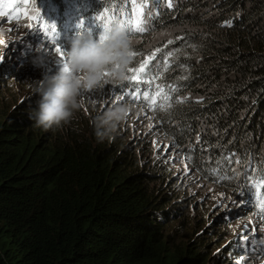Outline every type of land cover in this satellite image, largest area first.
<instances>
[{
  "label": "trees",
  "instance_id": "trees-1",
  "mask_svg": "<svg viewBox=\"0 0 264 264\" xmlns=\"http://www.w3.org/2000/svg\"><path fill=\"white\" fill-rule=\"evenodd\" d=\"M43 1L53 14L64 16L59 25L58 45L65 59L79 32L86 31L99 40L105 22L108 29L113 27V4L119 0H65L69 9H64L62 0H32L27 12L37 16L38 4ZM251 4L249 9V0H185L170 11L159 12L157 22L166 26L178 21L193 26L195 17L185 14L191 8L203 14L211 7L214 16L199 22L196 33L184 31L168 44L174 54L168 57L166 65H160L165 70L163 74L130 81L128 69L138 65L134 58L126 69V81L113 88L119 92L117 97H124L118 100L142 110L153 131L161 140L168 139L169 144L171 138L161 132L163 129L167 133H171L169 130L181 133L186 147L193 143L192 132L207 124L204 148L230 144L245 160L244 155H258L262 143L256 145L254 139H261L264 144V132H260L264 130V0H251ZM70 13L77 15V21H65ZM106 14L112 19L108 20ZM97 16L102 19L96 20ZM81 21L83 29L77 27ZM29 22L33 28L38 24L37 19H26ZM0 73L3 78L11 75L6 68ZM158 91L166 94L163 100L177 97L184 100L154 108L150 101ZM145 93L149 100L144 99ZM5 94L4 88H0V126L6 129L7 123L12 128H32L36 123L29 118L33 111L25 110L26 106L10 108L2 102ZM73 123L71 119L67 121L71 136L75 137L78 132ZM182 125L188 129L182 131ZM41 130L44 129H34ZM19 136L0 132V264H235L225 261L220 244L208 250L209 244L182 246L166 236L170 214L173 213L175 223L177 212L164 197L176 201L175 184L171 182L170 188L166 175L160 172L152 175V179L145 178L151 175L149 171L160 160V154L145 146L131 149L113 141L96 147L100 158H94L87 152L71 151L72 141L62 139L55 144L57 148L48 146L43 152L37 146L38 139L23 140ZM3 141L11 147L3 146ZM26 142L36 149V158L30 163L23 159L28 151ZM217 147L210 153L208 169L198 167L199 175L209 182H214L213 174L219 166L224 165L226 171L230 164L229 158L217 160L221 154ZM173 150L176 154V148ZM128 151L137 153L136 160ZM15 152L19 155H14ZM42 153L47 156L44 163L38 159ZM186 153L193 159L198 156L197 151V156L187 150ZM201 163L208 162L202 159ZM187 164L196 170L191 160ZM255 170L254 175L248 174L237 184L247 188L264 177V160ZM243 208L264 223L258 208L249 205ZM159 216H163L164 226L156 231ZM203 224L199 222L201 228ZM204 230L206 234L212 233L209 226ZM214 238L224 243V238L216 235ZM252 255L255 258L245 259L241 264L255 260L264 264L261 258L264 249Z\"/></svg>",
  "mask_w": 264,
  "mask_h": 264
},
{
  "label": "rangeland",
  "instance_id": "rangeland-1",
  "mask_svg": "<svg viewBox=\"0 0 264 264\" xmlns=\"http://www.w3.org/2000/svg\"><path fill=\"white\" fill-rule=\"evenodd\" d=\"M184 1L185 0H165V5H167L165 8L160 6V4L162 5V1L160 0L132 1L131 7L126 5L125 2L122 3L120 0L113 4L115 9L113 26L119 25L133 40L134 43L131 52L135 53V55L132 56L133 59L136 58L138 65L140 61L150 56L151 53L156 52V49H160L159 52H156L155 59L150 61V72L141 74L145 77V79L148 76L163 74L165 71L160 65L162 64L164 66L168 63L170 60V58H168L170 56L168 53H172V55L174 54V51L169 49V41H174L187 30L196 33L199 30V22L209 20L214 16L213 14L211 15V7H208L205 11H203V14L199 10L191 8L186 10L185 14H190L195 17V24L193 26L190 24H183L182 21H178L171 26H166L164 23L157 22V10L166 9L170 11L176 8L179 3ZM169 3H171V6H169ZM252 6L251 0H249V9ZM259 8H261V6H259ZM44 10H47V7H45ZM137 13L140 14V19L150 17L147 23L146 31L142 34L130 33L128 32V25L126 27L122 24L124 22L128 24L130 19H137ZM15 14L16 11L12 10L9 13L10 18H14ZM27 15L31 17L28 12ZM29 16H26V19ZM66 17L68 21L77 19V15L75 13L66 14ZM106 18L111 20L112 16L110 14H106ZM20 21L22 20L19 19V22ZM174 21L177 20L175 19ZM19 25V27H17V24L9 26L0 22V40L4 41V43H0V71L6 66L11 69V75L6 76V85L8 86V90L12 98L17 100L37 98L39 95L36 92V88L40 85L41 81L46 76L53 75L59 71L60 67H62L67 60H61L62 57L54 51L53 45L44 44L43 41L33 40V36L36 35L35 32L26 35V32H28L29 29L24 27L25 24ZM43 45H45V47H43ZM37 57L43 58L42 64L36 65L33 63ZM125 74L126 77H128V73L125 72ZM129 75L131 77L133 73L130 72ZM126 79L116 82L113 81L109 75H105V79L96 88L82 93L79 98L80 109L83 110L85 117L89 121L97 124L98 118L116 104V98L113 95V88L120 87L121 83L125 82ZM0 85L2 84L0 83ZM165 95L166 94L163 91L154 93L150 101L151 105L154 108H157L162 107L164 103L167 107L175 105L178 102H183L184 100L183 97H177L175 100L171 98L163 100ZM153 100L155 103H152ZM121 105L125 104L121 102ZM143 117L144 113L142 110L130 107L127 118L117 125L114 135L121 139H123L124 136H127V139L138 138V134L148 128L143 126ZM246 124L248 125L249 122ZM116 131H119V133ZM208 131L209 128L207 124L200 125L196 132L193 131V143L192 145L186 146V150L190 152L188 147L196 145L197 153L204 155L210 154L217 146H210L207 149L202 146L205 138L208 137ZM260 132H264V130L260 129ZM145 140V138H140L138 141L131 143L130 145L134 147L137 146L140 141H144L145 146ZM160 143L161 145L157 147L156 151L153 146L150 150L152 153H164V155L168 156V154L172 152L171 147L163 140H161ZM217 148L221 151V154L216 157L217 160L222 161L229 158L228 160L230 161V164L229 168L225 172L221 173V176L219 173L213 177L214 182L203 181L201 176L196 174L195 169L192 168L191 171L189 168L190 165L183 163V158L180 156L177 157L178 162L174 163L175 161H172L171 163H168V168L164 169L165 175L170 173L172 176L170 180L175 184V191L181 189L184 193V189H189L195 191L196 194H199L203 198V205L198 210L191 208L188 211V214H192V216L197 219L200 217L201 211H206V219L201 220L204 221V224L202 225L204 227L203 229H206V227L209 226L213 220L218 218L223 213L229 214L231 212H237L241 206L243 207L245 202L247 205H251V203L247 201L248 198L245 197L243 190L240 192V187L237 182L241 178L245 177V174L254 175L257 165L259 166L260 161L264 160V156L262 157L264 154V144H260L258 155L253 157L244 155L246 160L236 149L230 146V144L221 143V145ZM164 164H166V161ZM200 165L201 167L208 169L209 163H200ZM219 168H221L222 171L226 169L224 165L219 166ZM231 175L234 176L232 177ZM253 184H257V182ZM241 193H243L242 196ZM172 197L174 198V196ZM241 201H243V203ZM247 214H249V212ZM216 225L217 227L214 228V233L207 235L211 237L219 231L221 234L225 235L221 236L220 234H216L217 237L224 238V246L221 248V254L225 258V261L241 264V262L245 259L255 258L252 253H258L262 250H257L255 248L250 249L251 246H264V243H261V241H264V225H262L261 221L253 214H249L248 217L242 220H237L227 226L219 227L218 224ZM189 227L190 229L188 232H186L184 228L179 227V234H185L186 237H189L193 228L192 226ZM193 230L197 231V234L204 233L201 229L196 230L193 228ZM205 238L208 237L206 236ZM171 239L173 241L178 240V238L174 239L173 237H171ZM234 240H237V242L240 243L238 247L239 253H241L240 255L232 254L231 251L229 252L225 249ZM248 254H250L248 257L241 259L242 256ZM257 262L258 260H255L251 264H256Z\"/></svg>",
  "mask_w": 264,
  "mask_h": 264
},
{
  "label": "bare ground",
  "instance_id": "bare-ground-1",
  "mask_svg": "<svg viewBox=\"0 0 264 264\" xmlns=\"http://www.w3.org/2000/svg\"><path fill=\"white\" fill-rule=\"evenodd\" d=\"M132 1L133 0H124V2L126 3V5L128 6H132ZM157 1V0H156ZM162 1V5L160 4V6H162L163 8H165L167 5L165 0H160ZM135 2H138V0H135ZM12 4H13V8L14 10H16V14L14 15V19H18L22 14H24V16H29L27 15V11H28V8L26 7L27 4H30L32 5L33 2L32 0H12ZM159 4V2H158ZM62 5L64 6V9H69L68 8V5H67V1L65 0H62ZM23 6V7H21ZM47 11V12H46ZM159 12H162V10H157V14H159ZM47 14H51V16H48L46 15ZM40 16L37 17V16H34L33 14L30 13L32 19H37L38 21V24L37 25H48V24H51L52 23V18L50 17H54V18H57L55 19L56 20V27H57V44L59 43L60 41V38H61V35H60V31H59V24L61 21L64 20V16L62 13H56V14H53L49 9L45 10V12H42V13H39ZM48 16V17H47ZM44 17H46V19H43ZM67 20V17L65 18ZM22 21H18L19 24H26V18L25 19H21ZM65 20V21H66ZM73 21H77V20H73ZM24 22V23H23ZM67 23H69V21L67 20ZM124 24L126 27L128 24H126V22L122 23ZM112 27H110L109 29H111ZM39 35H41V37L39 38V41H43L44 44H49L47 40L44 39L43 37V34L42 33H39V34H36L33 36V40L35 41H38V37ZM51 45V44H49ZM55 47V46H54ZM65 56H63L61 58V60H67V58L64 59ZM7 70H11L8 66L5 67ZM6 81L7 79L6 78H3L1 73H0V83L2 85H0V88H4V90L6 91V94L2 100L3 103L7 104L10 108L12 109H15V108H19V107H22V106H26V109L25 110H30V111H34L38 108V101L40 99V97H37V98H27V99H24V100H17V99H14L10 96V92L8 90V86L6 85ZM115 90V89H113ZM113 95L115 96V98L119 95V92L118 91H113ZM115 103L116 104H121V102L118 100V99H115ZM145 117V116H144ZM143 117V126L144 127H148L146 128L145 130H143L142 132H140L138 134V138H133V139H127V136H124L123 139L117 137L116 135H114L115 133V130L112 131V132H109L106 136H104L103 138H100L97 136V127H96V124L95 123H92L91 121H89L85 115H84V112L83 110H81L80 108L74 113L73 117L71 118V120L74 121V125H73V129L75 131L78 132V134L75 136V137H72L71 136V133H70V127H68L67 125V122L66 123H62V125L60 127H53V128H50V129H47V130H41V131H37L35 132L34 129L35 127H39L35 125L30 128V129H23V128H12L11 125H8L6 123V129L1 127L0 126V132H3L5 134H8V135H15V136H19V138L21 139H26V138H29V139H38L39 140V144L37 145L38 147L42 148L43 149V152H45V148L48 147V146H53L55 145L58 140L62 139V140H68V141H72V144H71V151H79V152H84L94 158H100V154L99 153H96V147H98L99 145L101 144H104V143H107L108 145L113 143L114 142H119L123 145H127L129 146L131 149H136V148H139L140 146H142L141 148L144 147V141H140L138 143L137 146H134L132 147L130 144L131 143H134L136 141H138L140 138H145V147L147 149L150 150V148L153 146L155 151L157 149L158 146L161 145L160 141V137L159 135H157L154 131H153V128L154 127H150L151 125L149 124V121L145 120V118ZM3 123V122H2ZM17 127V126H16ZM188 127L186 125H182L181 126V130H185L187 129ZM171 133H167L165 132V129H163V131L161 132H164L166 134H168V136L171 138L170 139V144H169V140L168 139H162L163 141L167 142L168 145L171 148L172 151H174L173 149L176 148V154H173V152H170L168 154V156L164 155V153L160 154L158 156V159H160L158 162H154V168H151L149 173L151 174L150 176H145L146 179H152L151 176L156 174L157 172H160V173H164V169H167L168 168V163H171L172 161H175L174 163L178 162L177 161V157L180 156L181 158H183V163H186V165H188V161L191 160V165L195 166L196 167V174H199L198 173V167H201L200 163H201V160L202 159H205L206 162L208 163H211L210 161V154L202 157L200 153H198V156H197V153H196V145L193 146V147H188V150L190 151L191 155H195L197 157H194V159L197 161H194L193 158L191 157H187L189 156L190 154H187L186 153V147H185V144L182 143V137H181V133L178 134V133H175L171 130H169ZM119 133V131H116ZM184 133V132H183ZM161 134V133H159ZM157 135V137H156ZM78 138H81V139H78ZM113 138V139H111ZM72 139V140H71ZM176 142H179V144H176ZM254 143L257 145L258 143H262L263 145V140L261 139H254ZM3 146H6V147H11L10 145H7L6 142L3 141ZM25 146L27 147L28 151L26 153L23 154V159L26 163H30L34 158H36V149L35 147L29 143V142H26L25 143ZM55 147L57 148V145H55ZM151 151V150H150ZM130 152V154L132 155V158H134V160H136V157H137V153L135 152H131V151H128ZM14 155H19L18 152H15ZM39 161L44 163L47 161V156L42 153L40 156H39ZM166 161V164H164ZM260 162H263V160H261ZM146 164L142 165L139 167V171H141V169L145 166ZM188 169V168H187ZM31 170L35 173V175H38L37 171L33 168H31ZM191 170V169H190ZM192 171V170H191ZM222 172H225V170H221V168L217 169L214 171L215 174H213V177L216 176L217 174L220 173V176H221V173ZM248 174H245L244 176H247ZM206 176V175H205ZM208 178V176H206ZM172 178V176L170 175V173H167L166 175V179L169 183V187L171 188L172 186V181L170 180ZM202 180L203 181H206V182H209L208 180L204 179L203 176H201ZM214 180V178H212ZM257 183H261V179H257V181H255ZM255 182H251V185L248 186L247 188L246 187H240V192L243 190L244 194H245V197L248 198L247 201H249L251 203V205H249V207H254V208H258L256 207V200L255 198L250 194V191H251V186L253 183ZM167 183H163V186H166ZM162 186V190L165 188ZM264 187H261L260 191H261V194L264 195V192H263V189ZM239 189V188H238ZM249 193V195H248ZM167 195H169L167 193ZM173 195H171L172 197ZM174 196L176 197V201L174 199H170V200H167L166 198L167 197H164V200L169 203V204H172L173 207H175V210L177 212V218H176V221L174 223V218H173V213L170 214V218L168 219V222H167V227H166V230L164 233H166V236H171L173 237L174 239L175 238H178L177 241H174L175 244L177 245H182V246H188V247H191V246H198L200 245L201 243H206V244H209V249H212L214 250L215 248V245L216 244H220L221 245V248H223L224 244H222L220 242L219 239H215L214 236L216 234H220L221 236H225L224 234H221V232L219 231L218 233L216 234H213L211 237H209V235H207L205 233V230L203 228H201L199 226V222H204V221H201L202 219H206L205 217V212L206 211H201L200 212V217L197 219L195 218L194 216H192V214H188V211L191 209V208H194L195 210H198L202 205H203V198L199 195V194H196L195 191H192V190H189V189H184V193L183 191L180 189L178 191H176V193L174 194ZM242 196V195H241ZM244 205H247L246 202L244 203ZM243 205V206H244ZM249 214H253L251 213V211H248ZM248 212H245V209L241 206V208L239 209V211L237 212H231V213H223L222 215H220L218 218H216L215 220L212 221L211 224H209V227L212 228V233H214L215 229L217 227L216 224L219 225V227L221 226H227L228 224L230 223H233L237 220H242L246 217L249 216V214H247ZM254 215V214H253ZM163 216H159L157 217V221L155 222V229L156 231H161L163 229V226L164 224H161L163 223ZM256 217V216H255ZM262 225H264L263 221H261ZM189 226H192L194 229L198 230V229H201V231H203L204 233H201V234H197V231L191 230V233H190V236L189 237H186L185 234H179V227L181 228H184L186 232L189 231L190 227ZM211 235V234H210ZM208 237V238H205V237ZM237 244V240H234L232 241L225 249H227L229 252L231 251L232 254H235L237 255L239 253V249L238 247L236 246ZM240 245V243H239ZM220 248V249H221ZM264 249V246L263 245H260V246H251L250 249ZM243 253V252H242ZM241 254V253H239ZM249 255H245V256H242V258H245V257H248ZM258 257H261L260 255H258ZM261 258H264V257H261ZM247 264V262H246ZM258 264V263H256Z\"/></svg>",
  "mask_w": 264,
  "mask_h": 264
},
{
  "label": "clouds",
  "instance_id": "clouds-1",
  "mask_svg": "<svg viewBox=\"0 0 264 264\" xmlns=\"http://www.w3.org/2000/svg\"><path fill=\"white\" fill-rule=\"evenodd\" d=\"M27 8L30 4H27ZM46 2L38 4V12L42 13ZM14 10L12 0H0V22L13 26L18 19L10 18ZM16 11V10H15ZM56 23V20H52ZM60 25V24H59ZM106 39H94L88 32H79L71 41L67 52V61L55 74L46 76L36 88L40 99L38 108L30 113L36 125L47 130L60 127L69 121L80 108L82 93L96 88L107 72L113 81L126 79V69L133 61L130 54L133 40L119 25L113 26L100 35ZM34 64L43 63L37 57ZM130 107L115 104L98 118L97 136L103 138L114 131L117 125L127 118Z\"/></svg>",
  "mask_w": 264,
  "mask_h": 264
},
{
  "label": "snow or ice",
  "instance_id": "snow-or-ice-1",
  "mask_svg": "<svg viewBox=\"0 0 264 264\" xmlns=\"http://www.w3.org/2000/svg\"><path fill=\"white\" fill-rule=\"evenodd\" d=\"M133 2H135V0H133ZM169 6H171V3H169ZM23 7V6H21ZM40 14L37 13V17H39ZM140 14L137 13V19L132 20L130 19L128 21V32L130 33H144L146 31V27H147V23L148 20L150 19V17H144L143 19L139 18ZM26 17L24 16V14H22L19 19H25ZM28 20H31L32 17H27ZM96 20L102 19L101 16H97L95 18ZM19 23L17 24V27H19ZM24 27H26L27 29H29L28 32H26V35H29L30 33L33 32H39L43 34V37L45 40L48 41L49 44L55 46L54 47V51L61 57H63L65 55L64 51H62V49L60 48V46L57 44V27L54 23L48 24V25H37L35 28H33V25L29 22L26 23L24 25ZM78 28L83 29L84 24L83 21H81L80 24L77 25ZM104 31L108 30V26H107V22H105V24L103 25ZM15 30V29H13ZM99 39L103 40L106 39V37H99ZM0 43H4V41L0 40ZM169 43H172V41H169ZM43 47H45V45H43ZM160 49H156V52H159ZM156 52L151 53L150 56H148L147 58L143 59L142 61L139 62L138 67H132L129 68L128 71L133 73V75L129 78L130 81H139V80H143L145 79L144 76H142V73H148L150 72V61L155 59L156 56ZM131 55H135L134 52L130 53ZM168 55H172V53H168ZM105 75H108V73L106 72ZM133 87H137L138 85H132ZM124 97L123 96H119L116 97V99L122 100ZM137 97L133 96V99H135ZM144 99L145 100H149V96L147 93L144 94ZM152 103H155V101L153 100ZM238 162V161H237ZM261 187H264V177L261 178V183H257V184H252L251 186V191L250 194L255 198L256 200V207H258L259 209V214L261 215V218L264 219V195L261 194ZM241 195H243V193H241ZM243 203V201H241ZM261 243H264V241H261Z\"/></svg>",
  "mask_w": 264,
  "mask_h": 264
}]
</instances>
